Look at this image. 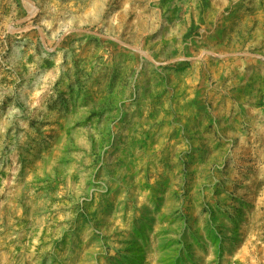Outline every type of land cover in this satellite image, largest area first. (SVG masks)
<instances>
[{"label":"rangeland","instance_id":"1","mask_svg":"<svg viewBox=\"0 0 264 264\" xmlns=\"http://www.w3.org/2000/svg\"><path fill=\"white\" fill-rule=\"evenodd\" d=\"M0 264H264V0H0Z\"/></svg>","mask_w":264,"mask_h":264}]
</instances>
